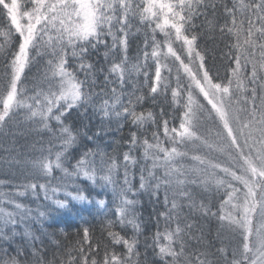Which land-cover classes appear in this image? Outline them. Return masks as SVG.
I'll return each instance as SVG.
<instances>
[{
  "label": "snow or ice",
  "instance_id": "obj_1",
  "mask_svg": "<svg viewBox=\"0 0 264 264\" xmlns=\"http://www.w3.org/2000/svg\"><path fill=\"white\" fill-rule=\"evenodd\" d=\"M256 8L264 14V0ZM132 27L125 17L119 31L110 32L111 43L97 35L74 49L75 63L67 56L50 62L58 65L59 88L50 93L42 126L32 129L49 133L47 155L26 161L36 176L22 186L23 191L17 190L20 199L0 200V264H74L76 257L71 250L62 251L65 246L60 239L71 240L74 219L80 221L75 229L80 264H97L95 256L91 260L89 256L100 245L92 243L95 226L85 214L94 217L111 242L100 264H148L149 255L157 258L153 264H174L170 257L178 253L174 246L165 251L161 237L191 232L194 222L183 214L182 202L189 201L190 207L194 203L184 190L170 200L169 181L155 171L140 166L137 172V148L144 146L142 154L147 159L150 147L140 134L141 126L147 120L155 123L154 111L145 104L149 99L152 104L158 101L157 89L149 86V73L142 67V62L148 63V37L137 43L131 55ZM190 39L195 46L199 35ZM142 75L149 96L139 87ZM151 79L155 81V75ZM53 97H59L54 109ZM32 120L35 123L36 117ZM3 163L11 166L12 161L5 158ZM28 195L31 202L25 203ZM149 230L152 244L146 248L152 253H142L139 236ZM84 243L91 246L87 254Z\"/></svg>",
  "mask_w": 264,
  "mask_h": 264
},
{
  "label": "trees",
  "instance_id": "obj_2",
  "mask_svg": "<svg viewBox=\"0 0 264 264\" xmlns=\"http://www.w3.org/2000/svg\"><path fill=\"white\" fill-rule=\"evenodd\" d=\"M6 1L8 0H0V71L6 66L12 67L13 57L11 58L10 53L16 50L14 41L17 38V32L13 29L6 12ZM19 1L22 3L21 9L26 13L30 12L32 19L41 18L45 13V18H41L42 23L38 26L36 41L29 50L26 68L19 80V87L32 92L31 96L44 95L42 91L51 83L52 72L50 71L54 65L50 63L51 61L57 58L62 60L67 56L70 62L75 63L74 49L88 39L95 40L97 35L101 40L108 39L111 43L110 32H118L125 17L133 26L132 30L135 33L132 37L134 43L131 55H135L137 43H143L147 35L150 51L148 63L144 66L142 62V67L146 73H149V86L157 89L158 102L152 104L149 99L145 104L146 109L154 111L155 123L147 120L141 126L140 134L142 137H147L150 147L146 149L147 159L142 154L145 151L144 146L137 148L136 155L139 157L137 172L140 166L155 171L158 176L169 181L166 187L170 200L180 190H184L191 194V202L194 203V207H190L189 201L182 202L183 214L194 222L191 232L167 239L162 236L161 244L165 247V251L171 250L174 246L178 253V256L170 257L174 264H215L216 258L218 264L224 262L226 241L220 226L219 214L223 190L211 183L204 186L205 192L211 194L208 197L198 191L197 184L200 183L199 176L203 171L198 169V163L191 159L192 152L187 153L188 144L175 138V133L179 130L178 127L181 126L185 115L188 92L177 62L166 50L168 36L158 30L157 23L163 10L167 11L171 22L168 26V34L171 36L169 38L172 41L178 39L173 35L174 30L177 32V27L182 39L190 42L198 55L204 74L208 76L212 84L226 86L234 78L236 67H239L241 75L239 81L243 84L245 101L254 103L261 97L264 98V14L256 8L259 0H92L91 32L84 38L79 37L78 33L72 30L73 27L72 36L68 34L67 29L65 30L68 22L54 15L50 17L53 23L48 25L46 9L44 7L40 10L38 7L40 4H34L31 0ZM158 1L161 3L160 6L157 4ZM165 6L167 10L164 9ZM225 6L231 11H226ZM193 34L199 35L195 46L190 39ZM153 40L157 42V47L154 49L152 48ZM201 54H204V58ZM152 75H155V81H152ZM132 78L136 79L135 75ZM149 86L144 85L142 75L139 87L142 88L145 96L150 95ZM45 98L42 101H48ZM29 100V109L35 111L33 116L36 117V122L12 126L13 130L9 135L6 134L7 129H2L0 134L11 148L5 152L4 147L7 145L0 144L2 149L0 150V181L5 179L10 181L0 186V192L6 195H15L18 189L23 191L22 186L36 176L26 161L47 155L49 133L46 130H32L34 127L42 126L40 121L45 119L42 115L44 108L35 106L34 103L38 98ZM43 105L47 107L46 103ZM55 126L53 120L52 127ZM41 148L45 150L43 153ZM1 151H4V154ZM5 158L12 161L11 166L3 163ZM16 159H19L21 163L16 164L14 162ZM153 165L155 168L152 167ZM209 170V177H211V169ZM161 187L163 189L165 185L162 184ZM29 202H31L30 195L25 198V203ZM85 218L95 226L92 243L100 245L99 251H93L89 260L95 256L97 264H100L103 253L111 247V242L101 231L99 224L94 222L93 216L85 214ZM79 226V219L72 220L69 229L71 240L60 237L65 246L62 251L71 250L72 255L76 257L74 264H80V244L76 242L75 232ZM151 237L150 230L139 236V247L142 253L144 251L152 253L150 247L146 248L147 245L152 244ZM90 247L84 243L85 254ZM154 260L157 258L149 255L148 264H153ZM159 264H162V261Z\"/></svg>",
  "mask_w": 264,
  "mask_h": 264
},
{
  "label": "rangeland",
  "instance_id": "obj_3",
  "mask_svg": "<svg viewBox=\"0 0 264 264\" xmlns=\"http://www.w3.org/2000/svg\"><path fill=\"white\" fill-rule=\"evenodd\" d=\"M31 1L40 4V10L45 7L48 25L53 23L50 17L54 15L68 22L65 30L71 36L72 30L83 38L91 32L92 0ZM157 4L160 6V1ZM21 8L19 0L6 1L5 9L17 32V38L14 41L16 50L10 53L13 57L12 67L6 66L0 71V119L8 117L0 123V134L2 129H7L9 135L12 126L33 122L35 111L29 109V99L38 98L34 104L37 107L43 106L42 115L46 118L50 93L59 88L56 64L51 67V83L42 91L45 96H31L32 92L19 87L29 50L38 36V26L45 18L44 13L42 19H32L30 12L26 13ZM164 9L167 10V7ZM158 22V30L168 36L166 50L177 62L188 92L185 115L175 138L188 144L187 153L192 152L194 158L191 156V159L204 172L201 171L199 176L198 191L208 197L211 194L205 192L204 186L211 183L223 190L219 214L226 245L224 262L219 264H264V98L261 97L255 104L246 103L243 84L239 81V67H236L234 78L226 86L212 84L204 74L198 55L190 42L182 39L177 27V32L174 30L172 34L178 39L172 41L169 38L168 26L171 22L167 11L163 10ZM172 27L175 28L174 25ZM44 97L48 101H42ZM58 99L52 98V109ZM44 103L47 107H44ZM5 142L7 140L0 137V144L4 145ZM5 144V152H8L11 148ZM1 152L4 154V151ZM5 197L10 200L20 199L17 193L6 195L0 192V200ZM214 263L218 264L217 258Z\"/></svg>",
  "mask_w": 264,
  "mask_h": 264
}]
</instances>
